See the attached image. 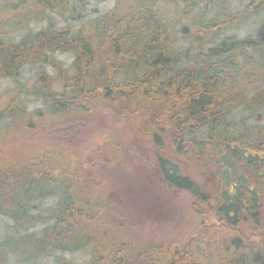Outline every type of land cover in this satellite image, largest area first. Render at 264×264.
I'll return each mask as SVG.
<instances>
[{
    "label": "trees",
    "instance_id": "16d2710c",
    "mask_svg": "<svg viewBox=\"0 0 264 264\" xmlns=\"http://www.w3.org/2000/svg\"><path fill=\"white\" fill-rule=\"evenodd\" d=\"M91 1L106 0H18L12 7L33 2L48 20L54 10L62 15ZM114 1V10L96 18L87 34L40 31L23 35L17 43L0 38L1 77L16 76L25 64L50 62L47 52L55 49L74 57L72 73L55 65V78L40 73L32 90L46 100L52 116L47 124L56 126L41 134L40 145L31 144L24 152L0 145L4 154L0 157V217L11 222L9 240L0 242V264L6 263L8 251L20 255L15 246L22 244L39 248L22 259L51 250L88 249V264H176L172 254L161 261L154 251L134 258L135 241L126 232L123 238L114 233V228L123 227L115 222L123 220V203L127 207L137 200L142 208L146 203L152 216L162 213L168 220L173 210L162 207L165 199L160 202L158 196L146 200L140 191L126 196L129 187L138 188L147 181L130 178L136 171L124 153L117 157L127 161L125 170L122 161L113 165L117 158L113 152L121 149L114 135L105 134L107 129L93 126L92 105L99 102L114 108L112 116L129 119L132 113L139 114L140 134L155 152L152 174L159 186L187 192L194 206L204 207L238 234L241 230L264 234V23L253 34L237 37L247 21L264 14V0H250L233 13L227 12L224 3L215 2L217 12L210 19H204V7L198 8L200 0ZM178 2L183 8L168 6ZM22 13L11 18L6 28L15 32L26 27L32 13ZM179 18L190 24L177 25ZM191 25L195 36L183 49L177 37L190 35L184 29ZM229 28L235 35L219 38ZM15 100L0 116L18 124L32 122L19 96ZM78 135L84 158L70 155L79 152V144L68 143ZM21 153L28 154L21 160ZM183 164L200 169L216 187L209 188L203 180L196 185ZM100 193L110 198L103 200ZM50 198L56 201L42 209L45 227L29 234L41 220L30 211ZM96 220L104 223L96 226ZM16 233L19 238L13 237ZM245 246L257 244L245 245L238 235L232 237L223 247L225 263L264 262L262 249L245 255L249 249Z\"/></svg>",
    "mask_w": 264,
    "mask_h": 264
},
{
    "label": "rangeland",
    "instance_id": "374dc122",
    "mask_svg": "<svg viewBox=\"0 0 264 264\" xmlns=\"http://www.w3.org/2000/svg\"><path fill=\"white\" fill-rule=\"evenodd\" d=\"M249 1L250 0H200L199 4L201 3V5H198V8L204 7V19H210L217 12V8L212 5L215 2L224 3L223 5L226 7L227 12L233 13L241 10ZM17 2L18 0H0V9L2 10H0V34H2L0 38L3 42L7 39H13V42L17 43L23 35L31 36L40 31L58 33L62 30H68V32L74 33L82 30L83 34H87L88 29L94 24L95 19L106 12L114 10L116 5L114 0H106L103 2L91 1L86 4L85 8L76 5V9L71 8L66 13L63 12L62 15H59L58 11L54 10L52 16L50 15V18L47 20L45 17H41V13L39 10H36L37 6L33 2H25L23 7L13 8L12 5H16ZM168 6L183 8L181 2L168 4ZM165 7L166 5L164 4L163 9ZM25 10L28 13H32L29 14L31 17L26 27L15 30V32L11 28H6L7 22L11 18L22 15V12ZM37 14L40 17L34 16ZM193 14L195 15L197 12ZM176 20L178 21L177 25L190 24L187 20H181V18ZM4 22H6V24ZM263 23L264 14L254 17L252 20L246 22V25L238 32L237 37H242L245 34H253ZM50 24L52 26H49ZM177 29L179 30V28ZM184 31L190 33V35L188 34L189 36L187 35V37L183 38V33H179L177 37V39L180 40L179 45L183 49L190 45L192 38L195 36V26H187V29L185 27ZM232 35H235V31L229 28V30L221 34L219 38L225 39ZM46 61L50 62L25 64L14 77L0 76V112L14 105L16 101L15 98L19 96V99L22 101L20 105L25 109L26 113L33 117L32 122H22V124H18L19 121L17 120H13L8 116H0L1 146L4 145L5 147L12 148V150L19 149V151L24 152L26 147H32L31 144L36 145L40 141L42 142L43 136L41 134L48 129L52 130L53 127L56 126L54 122L47 124V121L51 119L52 116L48 113L46 100L43 98V95L41 93L32 94V90L37 83L36 77L40 73L47 77L55 78L57 75L55 65L59 66V70H68L69 73H72L71 67L74 62V57L69 52L55 49L47 52ZM49 84L51 87H54V89H58L53 82ZM27 91H29L28 94L24 93ZM92 106L93 110L91 111V117L95 121L93 125L94 128L96 127V130L107 129L105 134L114 135L119 142L121 151L113 152V154L115 157H119L120 154L121 157H124V153L126 159L135 169L136 172L130 175V178L132 179L134 176L133 180H142L145 178V181H147L146 184L142 182L143 185H139L140 187L138 188L136 186L129 187L128 195L126 196L128 197L129 193L131 195L136 191L142 192L146 200L151 198L156 199L158 196L157 199H159L160 202H163L165 199L162 207L167 206V208L173 210V215L168 220L167 218L164 219L162 213H160L159 217L152 216V213L147 211L146 203L144 208L139 206L138 201L135 199V202L130 201V205L127 207H125L123 203L122 211L125 213L123 212L120 215L123 217V222L115 221L120 225L123 223V227L114 228V233L123 238L126 235L123 232H126L129 239L135 241V245L138 248L137 250L133 249L132 257L135 258L140 253H151L154 251V253L157 252V257L160 256L161 261H167L169 255L172 254L170 259L176 264H226L223 247H225V244H228V241L231 240L232 237L234 238L238 235L245 245L248 243L257 244V247L252 248L245 246L244 248H249L245 250V253L243 252L245 255H249L250 250L256 252L257 249H262L263 252L261 256L264 260V234L260 235V232H258V235H251V231L245 232L246 230H241L242 233L238 234L237 231L230 230V228L225 226L222 220L220 221L217 217H214L213 213L205 211L204 207L194 206V200L187 192L178 191L176 193L159 186L160 184L155 181V178H153L154 174H152L154 165L153 153L155 152L151 144L140 134L141 131L138 128V124L140 123L139 114L132 113L129 119H125L110 115V110L112 109L100 102ZM56 131L59 132L60 129H56ZM82 134L84 133H81V135ZM53 138H55V140L59 139L57 137ZM79 138L80 135L77 137L75 136L73 139H69L70 141H68V143L77 146V144H79ZM52 142L55 141L53 140ZM38 145H40V143ZM79 145L77 146L79 152L70 155L72 157L84 158L86 155L83 148L84 144ZM51 147H55L54 144H51ZM33 148L37 150L36 147ZM85 150L87 151V149ZM31 152L30 150L28 153ZM28 153H21L20 159L22 160V157ZM40 153H42V151L35 154ZM2 155L4 154L0 153V157ZM118 157L112 160L116 161L113 165L117 163L120 164L122 161L125 165L122 169L125 170L127 161H123L122 159L118 160ZM23 163L24 162H22V164ZM184 166L185 172L190 173L189 175L196 185H199V182L203 180L205 183H208L209 188L214 189L216 187H214L213 184L212 188L210 181L205 179L206 176L204 173H200V169L195 170L196 167ZM211 177L214 179L215 175L213 174ZM100 196H102L101 198L103 200L110 198L107 197V195L103 197L102 193H100ZM51 197L55 196L52 195ZM55 201L56 199L50 198V200L43 202V206L40 205L38 208H34L30 211V214L33 216L39 215L41 220L35 224L34 229L28 231L29 234L33 233L34 230L38 231L45 227V224L42 223L44 222L42 216L45 215L42 214L44 212L42 209L43 207L45 208V205L48 206V209L51 208ZM115 222L113 223L115 224ZM103 223L102 220H96L93 224L100 226V224ZM10 227V220L7 217L1 216L0 242L3 243V241L9 240L7 237L9 230L7 229ZM241 227L244 229V226ZM252 233H255L254 230ZM13 237L19 238L17 233ZM13 242H16V240L11 241V243ZM169 242H171L170 245H168ZM92 247H94V244L90 245L89 248ZM158 247L160 248L158 249ZM146 248L147 250H145ZM15 249L20 252V255L17 254V252L8 251L5 264H88L91 260V254L88 252V249L71 251L51 250L47 253H34L35 255L30 256L28 259L22 258L29 256L33 251H37L39 249L38 247L30 248L28 245L22 244L15 246ZM123 251L120 250V253ZM176 251H178V254H176ZM164 252L165 254L163 256ZM180 254L182 256H180ZM148 255L149 254H146V256ZM117 257L122 256L118 253ZM143 259L144 257L142 256L141 260ZM245 263H247V261H245L244 264ZM261 263L264 262L262 261Z\"/></svg>",
    "mask_w": 264,
    "mask_h": 264
},
{
    "label": "bare ground",
    "instance_id": "6f19581e",
    "mask_svg": "<svg viewBox=\"0 0 264 264\" xmlns=\"http://www.w3.org/2000/svg\"><path fill=\"white\" fill-rule=\"evenodd\" d=\"M113 32V31H112Z\"/></svg>",
    "mask_w": 264,
    "mask_h": 264
}]
</instances>
